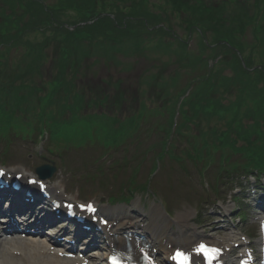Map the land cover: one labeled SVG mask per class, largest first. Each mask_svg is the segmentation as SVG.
<instances>
[{
    "label": "rangeland",
    "instance_id": "rangeland-1",
    "mask_svg": "<svg viewBox=\"0 0 264 264\" xmlns=\"http://www.w3.org/2000/svg\"><path fill=\"white\" fill-rule=\"evenodd\" d=\"M88 8L80 9V12L82 14H86L84 10H87ZM95 18L96 19L93 20L94 24L111 23V20L109 18H107L106 16H104V15L103 16L101 15V16H98V17H95ZM42 19H43L42 17H38L36 19V23L40 24V21ZM62 19L64 21H67L68 24H74L77 21H84L85 20V18L83 16H81L80 14H73V13H68L67 14V18H62ZM86 19L88 21H90L92 18L90 19L87 16ZM38 29H43V28L39 27ZM178 34H181V33L178 32ZM27 39H28V42H35V43L38 40L40 41V39H42L41 43L44 41V38H42L39 34H37V38L33 37V36H29ZM195 40H193L191 42L192 50L196 47L195 44H196L197 40L196 41ZM77 50H79V49H77ZM194 50L196 51L197 48H195ZM46 55L49 58L54 57L53 53H48L47 52ZM56 59H58V58H56ZM89 59L90 58H86L85 60H89ZM131 62H132V60H131ZM116 63H118V61H116ZM135 66H139V70ZM149 66H151V67L154 66L155 71H157V72H161V71L164 72L165 71V73H164L165 75H173V73H174V67L167 65V58L163 60V59H160V58H158V57L153 55V56H150L149 60H146V61H143V59H139V64L138 63L133 64L131 66L130 70H128L125 74H123L121 76L122 81H124V83H125V87H126V84H128L129 82H131L132 85H136L137 84L136 81H138V78L140 76L144 75V70L146 68H149ZM87 69H88V64L85 65L83 70H81L80 72L82 74L86 73L87 76L89 75L90 77H93L95 81H103V82H106V83H110L111 82V81H107L108 78L104 74L100 73L99 69L97 70V73L93 72V74H92L93 70H91V69L87 70ZM43 71H45V73L47 74L46 67H45V69ZM198 74H200V73L198 72ZM79 77H81V76H79ZM99 77H100V80H98ZM45 80H50V79L46 78ZM79 81H81V80H79ZM42 82H44V81H42ZM78 84H79L78 85L79 87H83V83L79 82ZM52 85L53 84H50L49 87L52 86ZM182 85H183V81L181 82L180 87ZM99 89L100 90H104L105 87H103L100 84ZM157 92L155 91V89L153 87H150L148 92L144 93V98L145 99L147 98L146 104H147L148 107L152 108L154 106H157L158 103H161L160 99L157 98V100H156ZM109 94H111V92H109ZM42 100H44V99H42ZM149 102H151V103L149 104ZM46 106H48L46 103H43V102L39 103L40 110H43ZM136 106L137 105L135 103L134 104V108H136ZM69 107L72 108L71 109L72 119H71V122H66L65 123L66 129L61 128V126L59 124H58V126H50L49 125V128L56 129L55 131H58V134L55 137H52L53 140L57 139V138H60L62 140V142H70V143H74L75 145H77L76 147L78 149L76 147H74L71 150H69V152H71V151L76 152L77 150H79L81 153L84 154L88 150H91L93 148L94 149H101L102 151H98L96 155H97L98 158H102V160L105 159L107 157V155H108V153L106 152V149L107 148L116 147L120 143V140L117 142V144H115L113 146L111 142H108V141L105 140V138L103 137L102 134H94V133L90 134V133H92L94 130H96V131L102 130L101 123L103 121L108 120L109 118L104 117V116H94V115H91V114H87L86 116H80V115H77V113H78L77 109H79L78 106H76L74 104V105L69 106ZM21 109L22 108L20 107L18 111H21ZM31 109L33 110V107H31ZM42 116L43 117L46 116L47 119H49V115L48 114H43ZM59 131H60V133H59ZM7 132H8V125H5V127L2 128V133L5 134ZM111 132L113 134H115L118 131L113 130ZM63 134L73 135L74 137L66 138ZM115 137L117 139L120 138L119 135H115ZM177 146H178V144L176 145V147ZM66 148H67V146L65 145L64 146V150H66ZM11 149L14 152L18 153L20 156H23V157L27 156L28 153L30 152V150H33V148H30L29 146H24L21 143H17V142L12 145ZM177 153L179 154V152H177ZM35 163L37 164V162H35ZM166 172H168L170 174L171 182H174L176 184V186H173V184H172V186H170V187L171 188L175 187L176 188L175 191H179L182 188L184 179L181 178L180 176H182V175L180 173L178 174L175 170L166 169V170L161 171V173L158 175V177H156L157 178L156 180L158 181V180L162 179ZM151 183H152L153 186H155L158 189H161V187H162L161 184L160 183H156V181H151ZM191 185H192L191 182H189V181L186 182V186H191ZM235 187H236L235 184H232V185L227 184V185L224 186V191L226 192V194H228V191H232ZM199 188H200L199 185H197L196 189L199 190ZM161 192L162 193H167L168 189H165V190H163ZM229 204H230L229 202H227V203H216L214 209L226 208V206H230ZM152 206L156 207V205L153 204V203H150V202L146 203V209H148L149 207H152ZM183 211L184 212H191V213L194 214V210L192 208H190V207H185L183 209ZM236 216L237 215L235 214V217Z\"/></svg>",
    "mask_w": 264,
    "mask_h": 264
},
{
    "label": "bare ground",
    "instance_id": "bare-ground-1",
    "mask_svg": "<svg viewBox=\"0 0 264 264\" xmlns=\"http://www.w3.org/2000/svg\"><path fill=\"white\" fill-rule=\"evenodd\" d=\"M156 214L159 213L158 210L154 211ZM159 215V214H158ZM45 218V217H44ZM127 219V218H126ZM130 219V218H129ZM134 221H127L124 219L116 218L114 220V226H106L104 230L106 229V232L110 236V239H113V236L117 237V242L122 243L120 239L122 230L127 229L129 232H143V234H150V237H147L146 239L149 241L151 240V237L154 238V235L157 233L162 232V228L156 226V221H149L148 223L144 224V219L142 216L137 217L135 219H131ZM191 221V216L189 214L185 215H179L175 218L174 224L177 227V229H180L181 231L189 224ZM69 227V226H68ZM73 230V229H72ZM70 231V229H69ZM184 231V230H183ZM189 237L191 240L196 236V234H190ZM187 238L188 241H182L183 244L187 247L191 245L189 242L190 239ZM10 245H0V264H76L75 262L68 263L62 260H59L55 257L49 256L42 250H34L29 247H23L20 244H15L13 247H10ZM140 245H137V248H139ZM13 252L18 253V255H14ZM90 264H103L100 259H95L94 261H90Z\"/></svg>",
    "mask_w": 264,
    "mask_h": 264
},
{
    "label": "snow or ice",
    "instance_id": "snow-or-ice-1",
    "mask_svg": "<svg viewBox=\"0 0 264 264\" xmlns=\"http://www.w3.org/2000/svg\"><path fill=\"white\" fill-rule=\"evenodd\" d=\"M218 249L214 248H207L205 245H200L199 248L197 249L198 253H203L205 256H213L218 252ZM180 257H182L184 260H187V257H184L183 253H178ZM112 264H119V262L115 259H113Z\"/></svg>",
    "mask_w": 264,
    "mask_h": 264
}]
</instances>
